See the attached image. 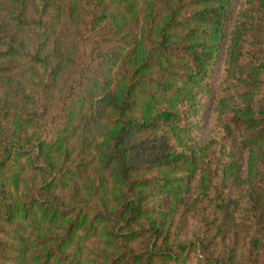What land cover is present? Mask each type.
<instances>
[{"label":"trees","instance_id":"16d2710c","mask_svg":"<svg viewBox=\"0 0 264 264\" xmlns=\"http://www.w3.org/2000/svg\"><path fill=\"white\" fill-rule=\"evenodd\" d=\"M62 1L0 0V264H264V0Z\"/></svg>","mask_w":264,"mask_h":264},{"label":"rangeland","instance_id":"374dc122","mask_svg":"<svg viewBox=\"0 0 264 264\" xmlns=\"http://www.w3.org/2000/svg\"><path fill=\"white\" fill-rule=\"evenodd\" d=\"M62 2L67 3L68 0H64ZM82 18L83 19H81L79 22H83L84 19L87 20V18L85 17L84 14H83ZM79 22H78V25L71 26V29L74 30V27H77V29L86 28L85 25H80ZM88 36L90 37L91 35H88ZM30 37H31V35H30ZM73 38H74V36H73ZM63 40H64V43H66V40L65 39H63ZM99 44L98 45L101 46V43H99ZM82 51L83 52L85 51L84 48H82ZM86 52H89V50L86 49L85 53ZM85 57L87 58V55H85ZM222 71H223V63L219 62L217 67H216V71H215L214 77L211 79V82H212V85L214 86V88H217L218 85H219L220 76L222 74ZM76 78L77 77H74V79H76ZM67 81L71 82L69 77L67 78ZM206 106L207 107L202 111V114L199 115V120H198V122L196 124L197 126H195L193 131H192V136L194 137V139L197 142H202L203 140H208L211 136H213V135L218 133V128H217V126L215 125V122H214V114H213L212 107L210 106L209 102L206 104ZM8 128H9V124L8 123H3L0 126V130L1 131L6 130ZM230 146H231V148H233V147L235 148V145H230ZM181 225H182L181 234L183 236H185V237H191L193 235L192 225L185 219L182 220ZM240 231L241 230L239 228L235 229V232H236L238 240H239V244L242 241V234H241Z\"/></svg>","mask_w":264,"mask_h":264}]
</instances>
